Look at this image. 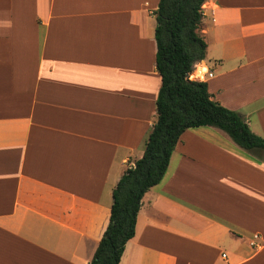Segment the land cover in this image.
I'll list each match as a JSON object with an SVG mask.
<instances>
[{"label":"crops","instance_id":"1","mask_svg":"<svg viewBox=\"0 0 264 264\" xmlns=\"http://www.w3.org/2000/svg\"><path fill=\"white\" fill-rule=\"evenodd\" d=\"M158 2L0 0V264L90 263L156 121ZM202 14L208 93L264 138V0ZM200 128L144 194L119 264H264V152Z\"/></svg>","mask_w":264,"mask_h":264},{"label":"trees","instance_id":"2","mask_svg":"<svg viewBox=\"0 0 264 264\" xmlns=\"http://www.w3.org/2000/svg\"><path fill=\"white\" fill-rule=\"evenodd\" d=\"M205 1L158 2L154 12L155 69L161 84L155 101L156 121L143 155L125 170L113 190L109 223L89 264H119L125 244L134 236L141 200L162 180L186 130L214 128L256 157L264 152V138L255 135L239 113L212 100L205 82L189 80L193 65L206 54L200 32Z\"/></svg>","mask_w":264,"mask_h":264},{"label":"rangeland","instance_id":"3","mask_svg":"<svg viewBox=\"0 0 264 264\" xmlns=\"http://www.w3.org/2000/svg\"><path fill=\"white\" fill-rule=\"evenodd\" d=\"M199 67L202 68L201 65H200ZM214 74H215V78L210 80L212 84L218 82V75L216 76V74H218V73L215 72ZM216 98H217V97H216ZM225 100H226L227 102L232 103V100H230L229 98H225ZM222 106H223V105H222ZM231 109H232V110H236L237 112L242 113V111L239 110V109H238L237 107H235V106L232 107ZM211 130L216 131L217 133H220L221 135H223V137H226L227 141L230 142V139H229V138H228L223 132H220L219 130H214V128H200L198 132H200V131L205 132V131H211ZM230 143H231V142H230ZM199 150H201V149H198V150H196V151H199ZM262 207H263V205L260 204L259 214H260V222H261V223H264V208H262Z\"/></svg>","mask_w":264,"mask_h":264},{"label":"built area","instance_id":"4","mask_svg":"<svg viewBox=\"0 0 264 264\" xmlns=\"http://www.w3.org/2000/svg\"><path fill=\"white\" fill-rule=\"evenodd\" d=\"M198 65L199 64H197V63L193 65L192 71L189 74V80H191V81H203L204 76H206L207 78H212L213 75L211 72L204 70V68L200 69ZM222 257H225V255H222Z\"/></svg>","mask_w":264,"mask_h":264}]
</instances>
